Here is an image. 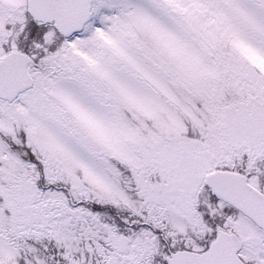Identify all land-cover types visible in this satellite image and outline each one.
Wrapping results in <instances>:
<instances>
[{
  "label": "snow or ice",
  "instance_id": "6c2138e0",
  "mask_svg": "<svg viewBox=\"0 0 264 264\" xmlns=\"http://www.w3.org/2000/svg\"><path fill=\"white\" fill-rule=\"evenodd\" d=\"M0 264H264V0H0Z\"/></svg>",
  "mask_w": 264,
  "mask_h": 264
}]
</instances>
